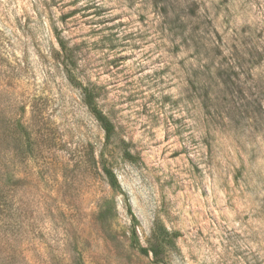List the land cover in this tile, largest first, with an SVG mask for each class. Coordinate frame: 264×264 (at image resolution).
<instances>
[{"label": "rangeland", "instance_id": "1", "mask_svg": "<svg viewBox=\"0 0 264 264\" xmlns=\"http://www.w3.org/2000/svg\"><path fill=\"white\" fill-rule=\"evenodd\" d=\"M0 264H264V0H0Z\"/></svg>", "mask_w": 264, "mask_h": 264}, {"label": "trees", "instance_id": "2", "mask_svg": "<svg viewBox=\"0 0 264 264\" xmlns=\"http://www.w3.org/2000/svg\"><path fill=\"white\" fill-rule=\"evenodd\" d=\"M60 46H61L62 50L66 53L67 48H66V45L64 44V42L60 41ZM85 102H86L88 108L90 109V111L92 112V114L94 115V117L96 118V120L100 123L101 127L105 131L107 140H111L112 137L114 136V132H115L112 122L101 112V110L98 109L94 98L92 97V95L89 92L86 93ZM104 173L106 174L109 185L112 188H116L118 186V182H117V179H116L115 175L113 174V172L111 170L105 168ZM150 250L153 252V254L156 258L159 257L160 253L158 252L157 247H152Z\"/></svg>", "mask_w": 264, "mask_h": 264}]
</instances>
